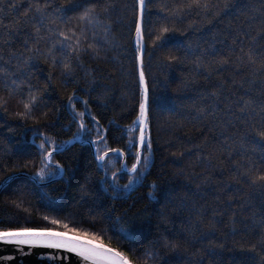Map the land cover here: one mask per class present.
<instances>
[{"label":"snow or ice","instance_id":"snow-or-ice-1","mask_svg":"<svg viewBox=\"0 0 264 264\" xmlns=\"http://www.w3.org/2000/svg\"><path fill=\"white\" fill-rule=\"evenodd\" d=\"M261 3L264 5V0H261ZM235 6L236 0H179L173 3L158 0L155 4L153 0H131V3L125 0L121 7L128 26L127 49L130 53L129 62L132 65L130 75L134 81L138 79L139 85L138 103L135 96H132L136 115L133 117L132 127L128 129L131 132L132 129L138 128V133L129 135L125 147L135 148V152H126L125 148L121 147L105 148L104 152H100L97 148L95 156L98 162L105 160L106 153L116 154L117 158L128 155L134 157L131 168L127 170L129 180L122 188L117 181L120 169L112 173L113 180L108 186L112 187L114 198L122 190L133 185L138 178L143 184V177L147 175L146 170H150L155 163L156 147L152 134L149 85L144 54L146 51L150 55L158 52L157 59L161 64V70H164L174 64L187 61L188 57L198 50L200 55H196L195 59L190 61L193 71L185 74L180 87H190L196 77L203 72L206 80L213 73L220 77L219 83L210 93L217 98V101L226 84L229 88L238 86L242 89L243 94L235 100L230 98L235 95L234 92H228L224 96L226 101L224 111L228 120L221 124V127H233L237 130L241 144L251 143L259 148V154L255 159L253 158L254 149L253 153L247 156L246 165L238 166L234 174L222 183L214 181L211 172L203 173L202 179L196 184L195 191L199 192L202 185L215 187L220 184L213 202L199 203L194 196H189L187 188L183 193H177L173 189L164 192V202L157 213L158 226H163V231L158 233L150 247L143 249L132 246L136 245L140 233L136 227L127 222L129 211H132L133 218L143 219L146 214L143 209L133 211L129 208L115 216L107 210L103 211L101 218L108 222L107 226L129 242L128 252L99 243V237L95 233L92 239L86 240L87 234L81 233L76 228L69 229L66 220L48 216H44L43 219H53L55 225L63 224L65 230H60L58 227H2L0 241L17 246L43 245L50 249L70 250L78 253L85 261H96V264H148L149 261L162 264L165 258L162 255L163 249L174 253L183 252V258L187 264H206V262L222 264L225 250L229 254L230 262L234 264H264V7L256 8L253 5L247 9L250 14L245 19L249 21V24L243 27L237 26L231 35V43L225 55H218L211 45L200 48L198 44H193L191 41L187 44H177L171 39V34L174 32L187 33L191 29L199 31L205 24H214L220 17L228 15ZM115 7L112 0H64L59 4L55 0H22V2L13 0L8 5L9 11L15 13L13 18L7 20L0 14V31L4 34L2 45L6 46L13 39L23 37L20 45L23 50L17 51L10 48L7 62L4 61V47L0 46V74L4 75L6 81L11 79V83L6 84V91L0 93V113L18 119L23 127L32 128L34 136H40L37 148L41 167L36 166L38 162L36 156L28 153L30 158H25V155L21 154L12 161L14 172L23 173L30 167L35 168L32 175H38L41 179L46 176H55L57 173L62 174L64 165L58 160L52 162V156L63 151V145L56 143L47 131H39L41 125L47 127L53 122L55 113L60 111V107L54 105L52 109H49L44 97L45 94L54 91L57 86L71 83L77 70L85 68V58H102L101 54L107 42L106 37L110 32L112 21L109 19L101 21L99 17L102 14H108ZM151 7L158 9L154 20L150 19ZM3 8L4 0H0V13ZM21 8H23L22 12ZM192 9L198 10V14L204 19L190 20L186 26H178L177 22L183 20L185 13ZM101 23H103L104 38L97 39L99 34L95 28ZM227 35L226 32L225 36ZM237 45H239L238 50ZM13 59L17 63L16 70L20 72V77L17 79H12L13 73L8 71ZM41 60L48 65V72L43 83L33 82V74L39 71ZM230 64L234 65L237 72L245 67L250 71L239 79L226 80L222 73ZM89 72L90 69L85 68V74ZM254 91L258 92V95L254 96ZM79 99L75 89L67 94L66 107L72 110L73 119L76 116L79 117L77 131H89L84 120L86 116H91L92 121L99 128V119L92 115L87 97L83 99L84 107L76 112L75 101ZM211 106L213 109L217 108L216 103ZM28 121H32V124L28 125ZM0 122L8 123L7 120L2 119ZM8 130L13 131L11 128ZM221 135L225 141L229 140V136L223 133ZM102 139L103 137L98 135L92 138L90 143L99 144ZM207 141L208 137L205 136L202 143L207 144ZM165 143L167 147H177L170 141ZM223 150V147L214 148L207 154L208 162L210 163L215 152ZM228 152L231 156L232 149H228ZM185 154H187L185 149L180 147L179 151H173L172 159L178 162L179 158ZM199 159L201 156H197V160ZM53 163L55 166H52ZM7 167L8 164L5 163L4 168L7 169ZM175 175H186V173L180 170ZM8 178L7 175L3 177L4 180ZM241 185L247 187L246 193ZM80 188L83 193L82 198H85L87 183L81 184ZM159 188L160 182L157 180H152L148 184L150 199H157L155 193ZM229 189H233L234 193L224 195ZM255 193L260 194L259 215L257 211L252 210L254 205L250 197ZM12 195L15 198L10 204L31 215L33 209L25 205L31 203V200H26V197H31L33 193L27 186H17L13 189ZM185 212L188 213V218L184 217ZM13 215L16 214L13 213ZM224 215H227L226 224L222 222ZM177 219L183 220L180 228H176ZM96 222L95 217L90 221V223ZM20 251L23 252L24 249L21 247ZM237 251L239 258L235 255ZM137 253L143 256L142 261L134 258ZM47 255L55 259L53 252H48ZM5 259H11V257H5Z\"/></svg>","mask_w":264,"mask_h":264},{"label":"trees","instance_id":"trees-1","mask_svg":"<svg viewBox=\"0 0 264 264\" xmlns=\"http://www.w3.org/2000/svg\"><path fill=\"white\" fill-rule=\"evenodd\" d=\"M13 0H4L2 15L7 20H11L15 13L8 9V5ZM22 2V0H18ZM56 3H63L64 0H55ZM131 3V0H128ZM158 0H153V4ZM164 2V0H160ZM168 3L179 2V0H166ZM116 5L108 14H102L99 19L112 21L110 32L106 37L107 42L104 44L102 58L84 59L85 68L90 69L86 75L85 68L77 70L72 77V82L65 86H57L54 91L45 94V100L48 102L47 107L52 109L54 105L60 107V111L55 113L53 122L45 127L41 125L39 131H47L53 140L63 146L72 138L82 134L81 141H74L63 151L57 152L52 156V162L60 161L64 165L63 174L56 180L47 184L39 185L30 175L35 172V168L25 170L21 175L14 177L0 191V228L2 227H58L65 230L64 225H55L53 219L66 220L68 228L79 229L81 233H86L85 239H92L93 233L99 237L98 242L104 243L109 247L118 248L122 251H129V242L123 236L114 233L108 226V222L102 220L101 213L107 210L112 216L122 213L131 208L143 209V219L133 218L132 211L128 212L127 222L139 230L140 238L137 239L136 245L141 249L150 247L151 242L155 240L159 232L163 231V226H158V211L164 202L163 193L169 189L177 193H183L188 189L189 196L198 200L199 203H212L214 196L218 191L217 186L202 185L199 192H196V184L202 179L204 172H211L212 179L216 182L228 180L240 165H246L247 156L252 154L255 149V159L259 154V148L251 143L241 144L237 136V130L229 126L222 128L221 124L227 122L228 116L225 114L224 96L228 92H234L235 95L230 97L235 100L243 94L239 87L229 88L227 84L217 101V98L210 95L212 88L219 83L220 77L213 73L207 80L201 72L194 82L188 88H181L180 82L185 79L186 73H191L193 67L190 63L196 55H200L197 50L188 60L172 65L168 69L161 70V64L157 59L158 52L144 54L145 70L149 85V109L152 117V134L155 142V163L147 175L128 189L122 190L114 198L112 187L108 186L113 180L112 173L120 169L117 176L118 185L122 186L128 182V169L131 168L134 157L128 155L123 158H117L116 154L107 155L101 165L96 161L91 145L87 142L92 138L100 135L103 139L99 144H94L100 152L105 148H125L126 152H135V148L125 147L129 135L138 133V128L128 131L132 127L133 117L136 115L135 105L132 103V96H135L136 102L139 99L138 79L133 80L130 75L132 65L129 62L130 53L127 49V23L124 16L122 5L125 0H112ZM262 8L261 0H236V6L228 15L220 17L214 24L204 25L202 30L191 29L187 33L174 32L171 39L174 43L187 44L191 41L198 44L200 48L211 45L218 55H225L228 46L231 43V35L235 32L237 26H245L249 21L245 19L250 13L247 11L251 6ZM26 6V5H25ZM23 11V8L20 9ZM157 8L151 7L150 19H155ZM74 15V13H69ZM258 18V15H257ZM203 16L198 14V10L192 9L185 13L184 19L179 20L178 26H186L190 20L202 21ZM95 31L99 34L97 39L104 38L103 23L96 26ZM228 33L225 36V33ZM4 34L0 31V46L4 47V61H8L9 49L22 51L20 47L22 36L13 39L9 44L2 45ZM237 50L239 45L236 46ZM183 51V49L181 50ZM17 69L16 60L13 59L8 67V71L13 73L12 79L20 77ZM250 71L248 68H242L236 71L234 65H228L223 70V77L226 80L233 78L239 79ZM48 72V65L41 60L39 62V71L33 74V82L43 83L44 77ZM250 78V77H249ZM55 79V77H54ZM11 79L5 80L4 75L0 74V93L6 91V84H10ZM76 90L80 99L75 101L76 112L83 107V99L88 98V104L92 115L98 117L99 128L92 121L91 116L84 118L89 131H77L79 117L73 119L72 110L66 107L67 94ZM209 93V95H205ZM258 95V92H253ZM216 103L217 108L213 109L212 104ZM204 109V111H200ZM0 119L7 120L8 123L0 122V184L4 181L3 177H9L16 173L13 170L12 161L17 159L21 154L25 158H30L27 154L31 153L37 157V167L39 163V151L37 145L40 141L39 135H33L31 127L25 128L18 119L0 113ZM28 125L32 121L27 122ZM203 125V127H201ZM127 126V127H126ZM9 128L13 131L9 132ZM229 136L225 141L223 136ZM208 137L207 144L202 143L204 137ZM171 142L177 147H167L165 142ZM199 145V147H196ZM183 147L187 154L182 155L178 162L172 159L173 151H179ZM216 147H223L222 152H215L208 162L207 154ZM232 149V155L229 156L228 149ZM147 151V149H145ZM97 155V151H96ZM197 156L201 159L197 160ZM233 162H236L233 164ZM7 163V169L4 164ZM52 166H55L54 163ZM125 167V169H124ZM143 167V165H141ZM183 170L186 175H175L178 171ZM57 173L55 176H57ZM135 175V172H133ZM33 176V175H32ZM55 176H46L41 179L35 175L37 180L45 181ZM152 180L160 182V188L157 189L155 196L157 199H150L148 196V184ZM87 183V195L82 198L81 184ZM19 185H26L28 190L33 193L30 204L25 207L33 209L31 215L22 209H16L10 204L15 198L12 191ZM245 193L248 191L245 185H241ZM134 189V190H133ZM233 189L224 195H232ZM236 195H240L236 193ZM126 197V198H124ZM223 198V197H222ZM253 201V209L258 215L260 209V194L255 193L250 197ZM159 201V202H158ZM223 207V205L221 206ZM15 213L16 215H13ZM48 216L53 219L44 220ZM93 217L96 223H90ZM188 218V213H184ZM194 218V217H193ZM12 222L9 223L8 221ZM223 223L227 222V215L223 217ZM125 223V221H121ZM176 228L183 225V220L175 221ZM103 229V230H101ZM198 246V245H197ZM165 257L162 264H187L184 260V253H174L167 249L162 250ZM239 258V252L235 253ZM137 260H143V256L137 253L134 257ZM148 264H156L155 261H149ZM207 264V262H206ZM222 264H234L230 262L229 254L225 250L222 257Z\"/></svg>","mask_w":264,"mask_h":264},{"label":"water","instance_id":"water-1","mask_svg":"<svg viewBox=\"0 0 264 264\" xmlns=\"http://www.w3.org/2000/svg\"><path fill=\"white\" fill-rule=\"evenodd\" d=\"M83 135L79 134L78 136L70 139L64 146L68 147L72 142L78 140H82ZM91 140L87 141L92 149L93 154L96 156V147L93 143H90ZM108 154L106 153V156ZM125 157L123 158L124 162ZM100 165L102 163L98 162ZM102 166V165H101ZM125 169V167H124ZM126 170V169H125ZM63 174V171H62ZM59 173L57 176L45 180V181H39L36 179V177L30 175L31 179H33L37 184L43 185L47 184L49 182H52L56 179H58L61 175ZM20 174H14L9 176L7 180H4L0 184V191L1 189L6 186L14 177L19 176ZM87 240V239H86ZM23 248L24 251L21 252L20 248ZM53 252L55 259L50 258L47 253ZM5 257H11V259H5ZM0 264H96V261H85L84 258L80 257L78 253L71 252L70 250H56V249H50L47 246H17L14 244H9L3 241H0Z\"/></svg>","mask_w":264,"mask_h":264}]
</instances>
